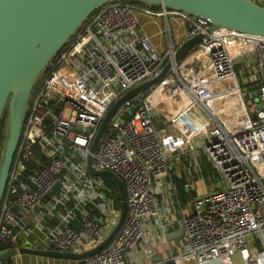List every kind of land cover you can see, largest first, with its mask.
<instances>
[{
    "label": "built area",
    "instance_id": "obj_1",
    "mask_svg": "<svg viewBox=\"0 0 264 264\" xmlns=\"http://www.w3.org/2000/svg\"><path fill=\"white\" fill-rule=\"evenodd\" d=\"M142 15L166 47L152 41ZM170 19L186 29L174 35ZM208 26L185 11L127 0L86 19L32 94L0 207L1 241L71 251L104 235L115 194L107 176L90 171L91 156L96 170L122 178L127 217L105 248L69 264H233L237 252L244 264H264V36ZM200 33L203 41L163 80L114 112L92 152L119 98ZM186 153L195 154L187 169L198 179L184 184L183 202L173 176L182 177L174 165ZM205 166L214 183H203ZM176 221L184 234L168 254ZM157 254L167 255L154 261Z\"/></svg>",
    "mask_w": 264,
    "mask_h": 264
},
{
    "label": "water",
    "instance_id": "obj_2",
    "mask_svg": "<svg viewBox=\"0 0 264 264\" xmlns=\"http://www.w3.org/2000/svg\"><path fill=\"white\" fill-rule=\"evenodd\" d=\"M123 0H0V129L5 118L6 129L0 151V207L15 162L26 116L34 90L54 59L79 33L86 19L104 5ZM137 4L185 11L194 17L210 21L209 32L228 28L264 36V7L250 0H127ZM203 33L185 39L155 77L135 86L119 98L106 115L92 145L95 151L114 112L130 98L144 93L166 76L174 63L180 62L203 40ZM89 169L95 175L109 176L116 182L122 200L120 217L109 234L85 251L20 248L0 253V264L16 253L40 255L63 261H77L91 257L105 248L118 234L127 217V194L122 178L110 170H96L89 156ZM184 231L176 221L167 233V246H174ZM167 254H157L154 261Z\"/></svg>",
    "mask_w": 264,
    "mask_h": 264
},
{
    "label": "crops",
    "instance_id": "obj_3",
    "mask_svg": "<svg viewBox=\"0 0 264 264\" xmlns=\"http://www.w3.org/2000/svg\"><path fill=\"white\" fill-rule=\"evenodd\" d=\"M140 19H141V22L145 23V27L148 30V32L153 35L152 41H154V43L157 44L159 48L166 47V44L163 41V38H161L159 35H157V31L159 30V27L156 24H153L152 22H150V19H148L144 15L140 16ZM170 21H171L170 22L171 28L175 32V33H173L174 35L176 33L180 34L182 31H184L186 29L185 23H181V21H177L176 19H170ZM159 22L164 26L166 25L165 24L166 22L164 19L159 20ZM194 156H195V154H193V153H186L183 160L174 165L175 171H180L183 174L182 177H180L178 174H174L173 178H174L175 182L177 181V179H183L184 177L186 178L185 183L187 181H190L193 179L194 180L198 179V176L196 174H195V177H192L190 174H188V169H187L188 166L193 162ZM192 193H195V192H192ZM22 255H23L22 253L16 254L12 258V263L13 264H25V263L26 264H65L63 260H59L56 258H53V259L48 258L47 259L48 261H42L41 259H38V258L26 259V257H24V260H23L25 262L24 263V262L19 261V260H22V258H23Z\"/></svg>",
    "mask_w": 264,
    "mask_h": 264
},
{
    "label": "trees",
    "instance_id": "obj_4",
    "mask_svg": "<svg viewBox=\"0 0 264 264\" xmlns=\"http://www.w3.org/2000/svg\"><path fill=\"white\" fill-rule=\"evenodd\" d=\"M68 44H70V43H68ZM40 81H41V79H40ZM40 81H39V84H40ZM38 85H37V87H38ZM6 115H7V111H5V113L3 115L2 125H1V129H0V151H1L2 145H3V126H4L5 122H6L5 121ZM203 159L207 163V165L209 166L208 162L206 161V157H203ZM205 168H207V167L205 166ZM31 173H32V169H29L24 174H25V176H28ZM106 181H107V184H109L111 186V188H112V190H113V192L115 194V209L111 213V219H110V222H109L108 227L106 229V232H105L104 235L100 236L98 239L82 240L77 246L72 248V250H74V251L89 250V249H91V247H93L94 245H96L97 243L102 241L109 234V231L115 226V224L117 223V221H118V219L120 217V214H121L120 210H121V206H122V200H121V196L119 194L118 187H117L116 182L114 181V179H112L111 177H109V176L106 177ZM185 181H186L185 177L183 179H177V181H176L177 182L176 184H177V187L179 189V193L181 194V199H182L183 202H185V200L189 196V193H187V191L184 188ZM9 249H11L10 246L7 243H5V242L0 240V253L3 252V251L9 250ZM72 262H74V261H72ZM72 262L64 261L65 264H69V263H72ZM2 264H13L12 263V259L5 260V261L2 262Z\"/></svg>",
    "mask_w": 264,
    "mask_h": 264
},
{
    "label": "rangeland",
    "instance_id": "obj_5",
    "mask_svg": "<svg viewBox=\"0 0 264 264\" xmlns=\"http://www.w3.org/2000/svg\"><path fill=\"white\" fill-rule=\"evenodd\" d=\"M255 95V93L254 94H252V96H254ZM5 129H6V122H5V124H4V126H3V135H4V132H5ZM193 143L194 144H196V145H198L199 144V142L197 141V139L196 140H194L193 141ZM207 174H206V179L205 180H203V183H206V184H209L210 182L211 183H214L215 181H216V178H214V177H210V175L212 174L211 173V171H209V168L207 167ZM202 183V184H203ZM23 256V258H22V260H19L20 262H24L23 260H24V257H26V259H36V258H38V259H41L42 261H48L47 259V257H44V256H40V255H30V254H23L22 255ZM232 260H233V264H244V262H243V260H242V257H241V254H240V252H237V253H235V255L233 256V258H232ZM25 263V262H24ZM26 264V263H25Z\"/></svg>",
    "mask_w": 264,
    "mask_h": 264
},
{
    "label": "bare ground",
    "instance_id": "obj_6",
    "mask_svg": "<svg viewBox=\"0 0 264 264\" xmlns=\"http://www.w3.org/2000/svg\"><path fill=\"white\" fill-rule=\"evenodd\" d=\"M238 109V108H237Z\"/></svg>",
    "mask_w": 264,
    "mask_h": 264
}]
</instances>
